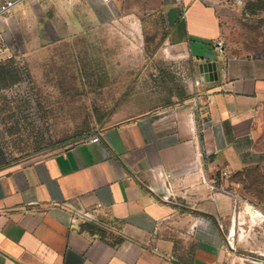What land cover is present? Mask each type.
<instances>
[{"label":"crops","instance_id":"0c3cea01","mask_svg":"<svg viewBox=\"0 0 264 264\" xmlns=\"http://www.w3.org/2000/svg\"><path fill=\"white\" fill-rule=\"evenodd\" d=\"M157 6L167 50L188 58L206 105L193 115L190 98L137 114L97 129V143L87 137L1 167L0 264H185L188 248L187 264L220 260V229L236 197L224 185L246 168L264 169V60L214 47L220 32L212 7L197 0ZM206 62L215 63L217 79L201 83L197 67ZM205 120L209 127L198 132ZM78 212L90 218L71 222ZM94 222L102 232L88 228Z\"/></svg>","mask_w":264,"mask_h":264},{"label":"rangeland","instance_id":"374dc122","mask_svg":"<svg viewBox=\"0 0 264 264\" xmlns=\"http://www.w3.org/2000/svg\"><path fill=\"white\" fill-rule=\"evenodd\" d=\"M197 1L212 7L224 49L264 60V0ZM158 2L31 0L10 10L4 29L10 58L0 64V168L192 97L194 72L186 56L167 50ZM259 117L264 131V98ZM246 169L224 185L236 197L220 229L217 264H264V169ZM190 252L182 253L183 263Z\"/></svg>","mask_w":264,"mask_h":264},{"label":"built area","instance_id":"2783aa9c","mask_svg":"<svg viewBox=\"0 0 264 264\" xmlns=\"http://www.w3.org/2000/svg\"><path fill=\"white\" fill-rule=\"evenodd\" d=\"M27 1H31V0H0V64L10 58L9 51H8L7 46H6V38H5V33H4V29H6L8 26V19L9 18H8L7 14L16 5H18L22 2H27ZM214 47L216 49H218L219 51L224 50L223 44L220 40L215 41ZM198 85H199V83L196 80L194 83L193 94L191 97V111H192L193 115L197 114L199 112V109L202 106L206 105V102H203L200 99V94H199V91L197 90ZM209 125H210L209 121H206V120L202 121L197 125L196 130L198 132H202L206 128H208ZM97 141H98V138L95 136V137H92L91 139H89L88 142L89 143H97ZM190 168H194V166H192ZM226 175H227L226 172H222L223 177H225ZM171 177H172L171 174H165L164 175L165 179H169ZM165 189H166V192L168 193V197H170L171 196L170 195L171 189H170L168 182H165ZM168 197L164 198V200L167 201ZM76 215L77 216L72 217L71 222L74 223L78 217L87 218V219L90 218L87 214L80 213V212H78Z\"/></svg>","mask_w":264,"mask_h":264},{"label":"water","instance_id":"95a60500","mask_svg":"<svg viewBox=\"0 0 264 264\" xmlns=\"http://www.w3.org/2000/svg\"><path fill=\"white\" fill-rule=\"evenodd\" d=\"M197 70L201 83L217 79L215 63H202L198 65Z\"/></svg>","mask_w":264,"mask_h":264},{"label":"trees","instance_id":"16d2710c","mask_svg":"<svg viewBox=\"0 0 264 264\" xmlns=\"http://www.w3.org/2000/svg\"><path fill=\"white\" fill-rule=\"evenodd\" d=\"M256 168H259V167H256ZM246 170H248V169H244V170H242V171H240V172H237V173H234L233 175H232V177L233 176H237V175H241V174H243L244 172H246ZM233 183H236V182H233ZM91 231H93V229H94V231H96V232H102V225H100L99 223H93V225H91V226H89L88 227Z\"/></svg>","mask_w":264,"mask_h":264},{"label":"bare ground","instance_id":"6f19581e","mask_svg":"<svg viewBox=\"0 0 264 264\" xmlns=\"http://www.w3.org/2000/svg\"><path fill=\"white\" fill-rule=\"evenodd\" d=\"M248 212H249L251 215L256 213V211H254V210H250V209H249Z\"/></svg>","mask_w":264,"mask_h":264}]
</instances>
